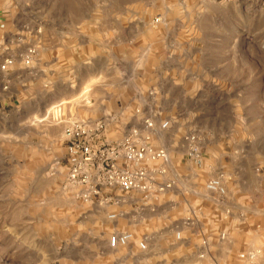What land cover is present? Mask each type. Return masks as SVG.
<instances>
[{
	"label": "clouds",
	"instance_id": "obj_1",
	"mask_svg": "<svg viewBox=\"0 0 264 264\" xmlns=\"http://www.w3.org/2000/svg\"><path fill=\"white\" fill-rule=\"evenodd\" d=\"M0 264H264V0H0Z\"/></svg>",
	"mask_w": 264,
	"mask_h": 264
}]
</instances>
